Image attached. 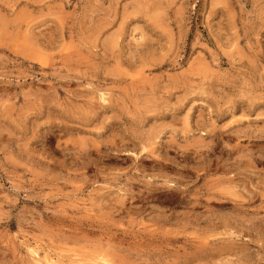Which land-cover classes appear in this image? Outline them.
I'll return each instance as SVG.
<instances>
[{"label":"rangeland","instance_id":"1","mask_svg":"<svg viewBox=\"0 0 264 264\" xmlns=\"http://www.w3.org/2000/svg\"><path fill=\"white\" fill-rule=\"evenodd\" d=\"M0 264H264V0H0Z\"/></svg>","mask_w":264,"mask_h":264}]
</instances>
